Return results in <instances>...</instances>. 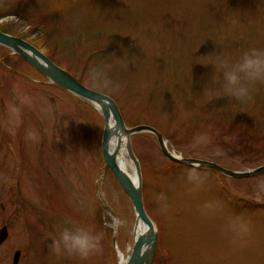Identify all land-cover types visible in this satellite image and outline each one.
I'll use <instances>...</instances> for the list:
<instances>
[{
  "label": "rangeland",
  "instance_id": "1",
  "mask_svg": "<svg viewBox=\"0 0 264 264\" xmlns=\"http://www.w3.org/2000/svg\"><path fill=\"white\" fill-rule=\"evenodd\" d=\"M0 29L90 87V68L103 67L120 89H94L115 99L129 127L154 126L177 154L234 170L264 164V84L238 102L213 66L264 49V0H0ZM104 125L93 103L0 44V229L9 232L0 264L17 249L19 264H119L131 253L136 212L112 171L103 176ZM131 144L158 232L153 264H264V174L173 162L151 132ZM64 228L102 234L101 251L57 255L51 245Z\"/></svg>",
  "mask_w": 264,
  "mask_h": 264
},
{
  "label": "water",
  "instance_id": "2",
  "mask_svg": "<svg viewBox=\"0 0 264 264\" xmlns=\"http://www.w3.org/2000/svg\"><path fill=\"white\" fill-rule=\"evenodd\" d=\"M0 44L20 55L36 70L62 89L93 103L101 111L105 124L102 137V154L105 162L103 176H105L109 170L113 172L122 189L131 199L136 212V222L142 220L146 225V231L134 238L132 251L124 264H153L158 237L156 225L145 208L141 166L131 144V136L133 134L138 132H151L155 134L163 155L171 161L180 162L193 167L211 168L236 178L264 174V164L250 169L234 170L213 160L179 155L169 149L168 140L161 131L148 124L129 127L115 99L81 82L76 76L56 64L40 48L28 40L0 29ZM123 139L126 140L128 155L134 163L137 176L136 180L131 178L130 175L121 168L118 162V154L121 150ZM113 140H116V146L111 150V143ZM8 234V228L4 225L0 229V244L7 239ZM20 255L21 250L15 251L13 264L19 263Z\"/></svg>",
  "mask_w": 264,
  "mask_h": 264
},
{
  "label": "clouds",
  "instance_id": "3",
  "mask_svg": "<svg viewBox=\"0 0 264 264\" xmlns=\"http://www.w3.org/2000/svg\"><path fill=\"white\" fill-rule=\"evenodd\" d=\"M215 71L223 77L224 94L241 103L253 99L255 86L264 84V49L253 48L244 52L239 59L230 61L227 57H218L213 65ZM91 86L109 94L117 93L119 84L108 77L103 67H92L88 73ZM189 179L198 177L190 173ZM161 199H164L161 196ZM117 218H113L112 226L118 227ZM102 234H94L84 228H64L59 238L53 241L52 251L57 255L66 252L69 256L87 259L90 255L101 251Z\"/></svg>",
  "mask_w": 264,
  "mask_h": 264
},
{
  "label": "bare ground",
  "instance_id": "4",
  "mask_svg": "<svg viewBox=\"0 0 264 264\" xmlns=\"http://www.w3.org/2000/svg\"><path fill=\"white\" fill-rule=\"evenodd\" d=\"M121 150L118 154V162L121 168L126 171L131 178L134 180L137 179L134 163L131 161V158L128 155L127 149H126V140L123 139V142L121 144ZM116 146V140H113L111 143V150H113ZM146 231V225L142 220H138L136 224L134 225L133 235L134 238L139 236L140 234L144 233ZM120 252V251H119ZM128 258V256H127ZM125 255H123L122 252H120V261L122 264H124L127 260Z\"/></svg>",
  "mask_w": 264,
  "mask_h": 264
},
{
  "label": "trees",
  "instance_id": "5",
  "mask_svg": "<svg viewBox=\"0 0 264 264\" xmlns=\"http://www.w3.org/2000/svg\"><path fill=\"white\" fill-rule=\"evenodd\" d=\"M3 31H6V30H3ZM51 59H52V57L51 56H49Z\"/></svg>",
  "mask_w": 264,
  "mask_h": 264
},
{
  "label": "flooded vegetation",
  "instance_id": "6",
  "mask_svg": "<svg viewBox=\"0 0 264 264\" xmlns=\"http://www.w3.org/2000/svg\"><path fill=\"white\" fill-rule=\"evenodd\" d=\"M156 254V253H155Z\"/></svg>",
  "mask_w": 264,
  "mask_h": 264
}]
</instances>
